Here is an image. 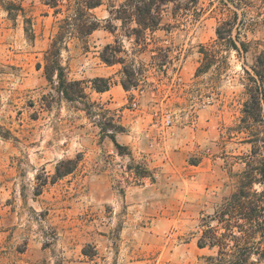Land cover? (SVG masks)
Masks as SVG:
<instances>
[{"label":"rangeland","instance_id":"rangeland-1","mask_svg":"<svg viewBox=\"0 0 264 264\" xmlns=\"http://www.w3.org/2000/svg\"><path fill=\"white\" fill-rule=\"evenodd\" d=\"M16 1L35 39L22 14L14 22L0 6V125L11 132L0 135V264H212L217 249L200 248L199 237L237 189L252 139L264 137V123L245 113L244 84L264 51V0L230 2L244 18L233 42L217 34L231 14L224 0H200L201 20L148 29L145 42L116 20L87 47L73 41L63 64L70 80L83 81L82 102L64 99L44 73L63 15L44 0ZM109 4L94 9L103 24ZM242 41L246 53L232 46ZM107 44L122 45L126 63L144 70L138 87L126 90L123 64L101 59ZM160 48L169 55L162 69L153 59ZM205 51L215 59L198 74ZM98 77L111 79L108 90L93 88ZM109 120L125 127L122 152L108 137ZM72 159L75 170L56 178Z\"/></svg>","mask_w":264,"mask_h":264},{"label":"trees","instance_id":"trees-1","mask_svg":"<svg viewBox=\"0 0 264 264\" xmlns=\"http://www.w3.org/2000/svg\"><path fill=\"white\" fill-rule=\"evenodd\" d=\"M45 4L54 9L55 15H63L58 20L57 32L52 38L50 46L44 56V73L49 82H57L58 93L67 101L82 102L87 99L86 87L83 81L70 80L68 78L67 66L63 64V51L70 49V44L77 40L87 47L89 36L105 27L114 31L115 25L112 20L120 21L121 27H134L131 30L137 34L136 42H140L141 34L148 29L155 31L159 27H180L183 22L199 21L203 15L200 0H110L108 10L110 18L106 24L97 17L94 9L104 4V0H44ZM243 8L246 0H224L226 10L231 14L223 18L217 28L220 40L227 37L231 42V32L234 27H241L244 18H239L238 10L231 6ZM0 6L7 12L8 17L17 22L19 15L25 17V32L29 40L35 39V31L31 25V19L26 17L25 9L16 0H0ZM172 7V11L171 8ZM172 18L171 21L166 17ZM239 52L248 51L244 41L239 47L232 45ZM125 53L122 45L107 44L101 52V59L108 65L123 64L122 85L126 90L138 87L140 76L144 70L137 67V61L132 60L130 64L122 56ZM167 51L160 48L153 59L157 60L160 69L168 62ZM205 65L198 70V74L208 71L215 59L210 51L204 52ZM247 73L245 87L249 99L245 104L247 117L257 123H264V51L256 58L252 71L245 69ZM111 86L110 78L98 77L93 80V88L99 92L108 90ZM1 103V89H0ZM88 114L92 111L88 109ZM114 129L108 133L113 143L120 152L126 147L117 141V134L125 131L121 124L109 120L105 126ZM0 135L5 138L11 136V132L4 131L0 125ZM254 142L252 155L247 161V166L239 175L237 189L228 197H225L217 209L215 215L210 219L217 221V225L207 224L202 230L198 240L200 248H216L217 254L209 256L212 264H264V137L252 139ZM70 164L63 170L57 168L56 178L64 177L75 170L76 160H68ZM141 176L149 175L148 170L142 171ZM259 186L261 189L257 188Z\"/></svg>","mask_w":264,"mask_h":264},{"label":"built area","instance_id":"built-area-1","mask_svg":"<svg viewBox=\"0 0 264 264\" xmlns=\"http://www.w3.org/2000/svg\"><path fill=\"white\" fill-rule=\"evenodd\" d=\"M171 119H167V124L170 125Z\"/></svg>","mask_w":264,"mask_h":264}]
</instances>
